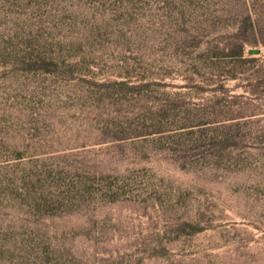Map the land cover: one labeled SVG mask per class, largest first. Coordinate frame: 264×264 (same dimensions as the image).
Masks as SVG:
<instances>
[{"label":"rangeland","instance_id":"1","mask_svg":"<svg viewBox=\"0 0 264 264\" xmlns=\"http://www.w3.org/2000/svg\"><path fill=\"white\" fill-rule=\"evenodd\" d=\"M0 264H264V0H0Z\"/></svg>","mask_w":264,"mask_h":264},{"label":"trees","instance_id":"2","mask_svg":"<svg viewBox=\"0 0 264 264\" xmlns=\"http://www.w3.org/2000/svg\"><path fill=\"white\" fill-rule=\"evenodd\" d=\"M243 53H244V48H241L240 49V56H243Z\"/></svg>","mask_w":264,"mask_h":264},{"label":"water","instance_id":"3","mask_svg":"<svg viewBox=\"0 0 264 264\" xmlns=\"http://www.w3.org/2000/svg\"><path fill=\"white\" fill-rule=\"evenodd\" d=\"M258 52H259L258 49L251 50V53H258Z\"/></svg>","mask_w":264,"mask_h":264}]
</instances>
